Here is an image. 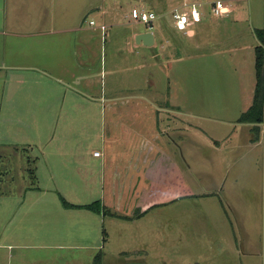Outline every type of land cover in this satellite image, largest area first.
<instances>
[{"label":"rangeland","instance_id":"1","mask_svg":"<svg viewBox=\"0 0 264 264\" xmlns=\"http://www.w3.org/2000/svg\"><path fill=\"white\" fill-rule=\"evenodd\" d=\"M49 1L52 18L59 17L61 0ZM81 1V20L72 24L82 26L80 68L41 73L5 66L21 57L29 63L32 46L0 32V264H96L98 255L100 264H193L217 255L223 241L253 251L255 263L264 264V130L252 142L240 120L255 92L264 0H222L230 12L220 16L210 11L216 0H196L203 20L187 32L174 26L171 13L182 0H93V7ZM134 6L164 7V16L151 22L152 46L130 35L146 28L130 16ZM8 10L16 16L11 2L6 8L1 0L0 29ZM127 127L161 133L169 142L162 151L176 163L151 170L154 189L146 170L127 175L129 192H145L137 201L140 210L148 209L144 218L111 221L106 213L102 223L98 217V231L91 223L87 228L73 221L82 211L66 209L59 190L76 194L68 198L73 203L107 193L113 183L107 172L117 156L108 147L131 144ZM53 145L84 146L82 164L59 157L49 167L44 156ZM95 151L103 158L112 154L106 166L102 157L93 158ZM117 179L116 189L123 184ZM129 208L117 212L131 214ZM89 212L105 217L101 210Z\"/></svg>","mask_w":264,"mask_h":264},{"label":"crops","instance_id":"2","mask_svg":"<svg viewBox=\"0 0 264 264\" xmlns=\"http://www.w3.org/2000/svg\"><path fill=\"white\" fill-rule=\"evenodd\" d=\"M87 1L89 2V0ZM154 1L155 0H141L140 4L146 2L154 3ZM10 2L14 8L13 12L16 16L11 15L12 13H9V10L6 11V14L2 17L3 27H1L0 32L1 34H7L8 36L11 37H15V36L25 37L31 41L30 46L32 47L30 48L31 53L27 55L29 63H26L24 60H22L21 57L19 58L20 59L19 63L5 64L3 62L5 66L17 67L19 69H26V70H36L41 73H46L49 69L61 71L65 66H74L79 68L80 66H83L82 63L84 62V59L82 58V54L79 50L81 46L79 45V47L77 48V40L79 41L80 44V33L82 31V26L79 24L72 25L73 23L80 22L81 20V15L84 8L83 7L84 4L82 5L81 0H61L64 9L61 11V14H59V17L57 18H52L51 16L49 0H6V8L9 7ZM95 3L93 2V0H91L88 4H86V6L93 7ZM0 4H1V0H0ZM160 8L161 11L158 10L157 13L159 14V16H164L162 10V8L164 7H160ZM202 20H203V15H202ZM22 24L25 25L22 26ZM52 24H56L59 27L55 29H51L54 27L52 26ZM23 28H26L27 31H23L22 30ZM144 30H147V25L146 28L142 27L137 31L130 33V35L135 37L138 32ZM151 30L154 32V36H155L154 43H155L156 32L153 30V28H151ZM52 35H54L55 37L52 38ZM257 39L260 42V44L264 45V41H261V39L258 36ZM263 39H264V32H263ZM34 42H37L39 45H41V48H38L34 44ZM255 47H254V56H255ZM45 51L46 52L49 51L51 53L50 57L46 55ZM12 59L13 58H10V60ZM19 59L16 57L15 62H17ZM11 62H14V60H12ZM57 77L61 79V77L59 76ZM255 77H256V72H255ZM255 86H256V82L254 87ZM252 101H253V97H252ZM252 101L249 103V105L246 107V109L243 112H245L250 107ZM262 123H261L262 124L261 130H264V121ZM241 124H244L246 126V130L250 133V135L252 133L254 134L252 129V126L254 124L253 122L241 121ZM125 131L128 133L126 140L131 143L128 144L127 148L119 147L118 145L116 148L113 147L112 145L108 147L110 148L111 152L112 150L116 151L115 155H117L116 156L117 158L114 156V160L111 161V164L113 165V169L111 170V172L110 170H108L107 172V174L110 175V179H111L110 182L113 183L111 184L109 191L107 193H103L102 196H100L98 199L100 205L102 203L101 207L103 209V213L105 217H102L100 214L97 215L95 214L96 216L93 217L91 212H89L92 210L87 209L85 207L76 208L77 210H80L82 212L76 214L73 217L74 218L73 221H76L78 219V221L76 222L83 223L85 227H87L88 224L91 223L92 224L91 226L93 225L95 226L94 230L96 231H98L99 228V226H97L98 219L100 218L101 223L102 221H105L106 213H108V216L110 217L111 221H113V219L115 218H120L126 221L129 220L133 223H137V221L141 220L147 215L148 209L143 208L140 210L137 205V201L139 199L144 198L143 196L145 192L140 191V192L132 193L131 191L129 192L127 187L124 186L125 185L124 182L128 180L126 177L131 173V169L133 170L135 169V173L138 175L141 174L143 169L146 170L148 174L149 173L152 174L151 170L153 168L158 167L160 169L168 170L173 165H175L174 163H176V160L173 158V156L168 152L166 153L167 150L165 152L162 151L163 147H161V145L165 143L166 147L167 146L169 147V142L167 140H163L162 138L163 135L160 136L161 133L157 132L155 136L152 135L153 133H148V132L145 133L144 131H141L139 129L132 130L131 127L125 128ZM160 132H162V130ZM132 137H135L136 142L133 143L131 142ZM152 140L155 141L157 140V142L159 143L154 144L155 141L153 142ZM83 147L84 146H74V148L72 149L69 148L67 150L66 146L53 145L51 150H48L49 153L47 157L44 156V159L45 161L49 162L48 166L51 167L56 164V160H58L59 157L60 158L71 157L74 159L73 163L78 164L80 166L83 162L84 153H85ZM153 150L156 151V153H152ZM95 152L93 158H98V157L103 158L102 153L95 154ZM21 153L22 155H24L22 150ZM111 155L112 154L104 155L102 163H104L105 166L106 163L111 160V158H109V156L111 157ZM25 157L29 159L28 160L29 163L30 161L35 160V159H30L28 155H25ZM35 173L36 172L33 167V174H32L33 177H35ZM116 177H118L117 180H119V178L123 179V184L119 183L117 189L114 185V183L116 182L115 181ZM149 177L154 183L152 184V186H150V189L156 188L155 185H157L156 184L157 177L154 179L155 176L153 174ZM153 191L154 192L150 193L151 197L154 196L155 192H157L155 190ZM59 195L61 200L65 199L68 203L78 204V205L89 204V202L73 203L70 199L72 196L77 197V195L74 193L73 194L70 193V191L66 193L63 190H59ZM160 198H163V196H159V199ZM165 198H168L167 200H172L173 198L176 197L167 196ZM67 199L70 201H68ZM156 204L157 202H153L152 206H154L155 208V206L159 205ZM128 205L130 206V208L132 207L131 214H124L117 212L118 210H120L121 207L123 206L128 207ZM65 208L73 209V207H68V206H65ZM136 210H138L139 212L134 213ZM137 231L138 230H136V232ZM106 234H107L106 236H108L109 238L110 237L109 232H107ZM134 236L136 237V239L137 237H140V235L137 234H134ZM101 238L105 240L104 236H102ZM218 243L219 244L217 247L218 249L217 255L213 254L214 256L210 257L209 259L201 258V260H194L193 264H257L255 263V260L251 258V256L254 255L253 251H250L249 249L242 250L237 244L235 243L232 244V242L230 241L228 242L223 241ZM230 251L231 253H233L234 251L236 255L233 256V254L231 253L227 255L226 253ZM243 256L245 257V259L243 258ZM188 261L189 260L181 262L180 260L177 264H188L187 263Z\"/></svg>","mask_w":264,"mask_h":264},{"label":"trees","instance_id":"3","mask_svg":"<svg viewBox=\"0 0 264 264\" xmlns=\"http://www.w3.org/2000/svg\"><path fill=\"white\" fill-rule=\"evenodd\" d=\"M262 33L261 31H259ZM261 41H264L263 35H261ZM255 72H256V86L255 92L253 96V101L250 107L241 114L240 120L244 122H253V132L254 136L252 140L255 141L258 139L257 135H259L261 131V123L263 122V114H264V47L263 44H259L255 47ZM28 171L30 174H33V167H29ZM62 202L65 206L68 207H85L95 211L100 212L103 211L102 207L98 200L93 201L92 203L85 205H78L68 203L65 199H62ZM100 256H96L95 263L100 264Z\"/></svg>","mask_w":264,"mask_h":264},{"label":"built area","instance_id":"4","mask_svg":"<svg viewBox=\"0 0 264 264\" xmlns=\"http://www.w3.org/2000/svg\"><path fill=\"white\" fill-rule=\"evenodd\" d=\"M220 4L222 7L230 9L222 0H220ZM200 5L201 2H198L196 0H183L181 4L175 6L171 10L174 26L178 30H183L187 32V30L191 28L190 27L191 25L200 22L202 20V15H203V11H201L199 8ZM210 11L214 16L223 15L221 14L220 9L217 8L216 1H214L211 4ZM130 16L140 22L146 23L148 26L152 28L151 22L154 19H156L159 16V14L152 10L133 7L131 9ZM90 23L94 24V21L91 20ZM181 23L184 25L183 28H180L178 26ZM101 28L104 29L105 25H101ZM95 154H99V152L97 151L95 152Z\"/></svg>","mask_w":264,"mask_h":264},{"label":"water","instance_id":"5","mask_svg":"<svg viewBox=\"0 0 264 264\" xmlns=\"http://www.w3.org/2000/svg\"><path fill=\"white\" fill-rule=\"evenodd\" d=\"M147 25V24H146ZM155 36L151 27L147 25V30L138 32L135 36L137 44H143L146 46H152L154 44Z\"/></svg>","mask_w":264,"mask_h":264},{"label":"clouds","instance_id":"6","mask_svg":"<svg viewBox=\"0 0 264 264\" xmlns=\"http://www.w3.org/2000/svg\"><path fill=\"white\" fill-rule=\"evenodd\" d=\"M216 2H217V8L220 9L221 14H227V13L230 11V9H228V8H224V7L221 6V4H220V0H216ZM178 26H179L180 28H183V27H184V25H183L182 23L179 24Z\"/></svg>","mask_w":264,"mask_h":264}]
</instances>
